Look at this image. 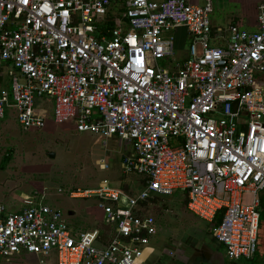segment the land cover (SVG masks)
Wrapping results in <instances>:
<instances>
[{
    "label": "built area",
    "instance_id": "built-area-1",
    "mask_svg": "<svg viewBox=\"0 0 264 264\" xmlns=\"http://www.w3.org/2000/svg\"><path fill=\"white\" fill-rule=\"evenodd\" d=\"M213 9V0H0V119L14 115L24 131L73 124L105 143L119 139L132 146L125 173L145 180L136 196L109 181L70 191L97 200L108 238L71 227L54 205L10 212L0 200V264L24 254L40 264H146L158 226L141 205L179 191L229 257L255 256L264 1L257 29L231 23L225 44L216 42ZM180 28L190 45L177 60Z\"/></svg>",
    "mask_w": 264,
    "mask_h": 264
},
{
    "label": "rangeland",
    "instance_id": "rangeland-1",
    "mask_svg": "<svg viewBox=\"0 0 264 264\" xmlns=\"http://www.w3.org/2000/svg\"><path fill=\"white\" fill-rule=\"evenodd\" d=\"M204 4L205 0H195ZM213 17L224 24L225 15L231 11H254L252 0H213ZM259 5V3H258ZM175 30L170 32L174 35ZM190 36L185 28L177 30V60L187 56ZM172 68L173 65L170 64ZM262 79V76L260 77ZM3 76L0 70V89ZM132 146L112 138L105 139L91 132L77 131L73 124L47 125L42 130L24 131L11 115L0 119V200L8 211L19 212L34 202H43L60 208L71 227L81 231L103 229V215L96 199L72 198L70 191L76 188L95 187L104 181L121 186L136 196L142 186V178L125 173L122 164ZM50 152L55 157L49 156ZM8 157V161L4 160ZM109 167L103 169V163ZM62 190V191H61ZM173 196H157L142 204L143 214L157 220V233L146 246H163L172 243L171 232L183 231L185 219L192 214L187 208L184 191ZM260 224L258 232L259 255H264V192L260 193ZM75 211L70 215L69 211ZM193 216L197 217L193 214ZM203 225L206 221L197 217ZM188 220V219H187ZM105 229V228H104ZM173 233V237H175ZM222 244V243H221ZM223 245V244H222ZM224 246V245H223ZM225 247V246H224ZM53 264L56 260H52ZM34 254H24L4 264H40Z\"/></svg>",
    "mask_w": 264,
    "mask_h": 264
},
{
    "label": "crops",
    "instance_id": "crops-1",
    "mask_svg": "<svg viewBox=\"0 0 264 264\" xmlns=\"http://www.w3.org/2000/svg\"><path fill=\"white\" fill-rule=\"evenodd\" d=\"M190 1L200 4L195 0ZM262 1L264 0H252L254 11L247 13L245 11L229 12L224 17V24L213 17L212 13V25L216 42L219 44L226 43L228 27L231 23L239 24L251 31L256 30L258 3L260 4ZM261 81L264 84V75ZM180 219H185L186 225L182 226L183 231L170 233L172 243H165V245L158 247L145 246L146 264H264V255L260 256L258 254L259 249L251 259L229 257L226 248L214 237L210 222L206 221L205 226L193 214H187V216L180 217ZM173 233H175V237H173Z\"/></svg>",
    "mask_w": 264,
    "mask_h": 264
},
{
    "label": "trees",
    "instance_id": "trees-1",
    "mask_svg": "<svg viewBox=\"0 0 264 264\" xmlns=\"http://www.w3.org/2000/svg\"><path fill=\"white\" fill-rule=\"evenodd\" d=\"M108 25H109L110 27L114 25V21H113V19H109V21H108ZM4 160H5V161H6V160L8 161V157H6ZM142 181H143V184H144V183H145V180H144L143 178H142ZM176 194H181V192L179 191V192H177ZM176 194H175V195H176ZM185 196H186V198H187V193H186V192H185ZM157 199H159V197H155V198H153V199H151V200L156 201ZM187 201H188V198H187ZM220 220H221V214L217 217V219H216V223L219 222ZM104 224H105V226H104L105 229H104V228L101 229V230H102V235H103V237L108 238L109 235H110V233H111L112 228H111L110 225L106 224L105 222H104Z\"/></svg>",
    "mask_w": 264,
    "mask_h": 264
},
{
    "label": "water",
    "instance_id": "water-1",
    "mask_svg": "<svg viewBox=\"0 0 264 264\" xmlns=\"http://www.w3.org/2000/svg\"><path fill=\"white\" fill-rule=\"evenodd\" d=\"M49 156H50L51 158H54V157H55V153H54V152H50V153H49ZM69 214H70V215H74V214H75V211H72V210H71V211H69Z\"/></svg>",
    "mask_w": 264,
    "mask_h": 264
}]
</instances>
